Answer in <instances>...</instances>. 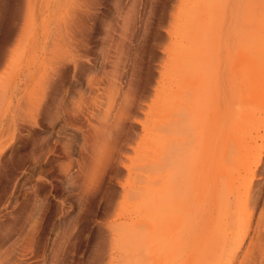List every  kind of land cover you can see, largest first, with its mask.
Masks as SVG:
<instances>
[{
    "label": "rangeland",
    "instance_id": "1",
    "mask_svg": "<svg viewBox=\"0 0 264 264\" xmlns=\"http://www.w3.org/2000/svg\"><path fill=\"white\" fill-rule=\"evenodd\" d=\"M219 144L264 264V0H0V264H213L173 218Z\"/></svg>",
    "mask_w": 264,
    "mask_h": 264
},
{
    "label": "bare ground",
    "instance_id": "2",
    "mask_svg": "<svg viewBox=\"0 0 264 264\" xmlns=\"http://www.w3.org/2000/svg\"><path fill=\"white\" fill-rule=\"evenodd\" d=\"M40 97H43V96L40 95ZM202 108H204L203 111L210 110V107L208 106H205V107L201 106L199 107L198 111H196V113L197 114L198 112L200 113ZM37 113L39 116V114H41V110H38ZM189 125H191V123ZM220 145L221 144H219V146L216 145L215 149H213L215 146L212 145L214 146L212 147L213 150L208 149L209 148L208 147L206 149L203 148V150L201 149V151H199L200 152V154L198 155L199 160L197 161L198 158H195L196 165H189L187 167L186 179L182 181L183 183H181V186L179 185V188L177 187L179 190L176 189L178 190V193L175 196L176 201L174 199L175 205L179 209V211L175 215V218H173V222L177 225L180 232L184 230V234H186L187 232L188 234H190V232L193 231V228H196V227L202 228V227H205L207 224H209L212 226L213 231L215 232L214 233L215 237L213 236L215 250L219 246V244L220 243L222 244L224 241L223 251L220 250L221 248L218 249L216 257L214 256V253H213V256L215 257L214 258L215 261L213 262V264L221 263V260L224 257H227L228 254H232V255L236 254L237 252L236 250L234 249L232 250L228 248L230 245L237 243L239 245L238 248L241 247L240 245H242L243 238L242 240L239 237L234 239V235L230 236V235H227V233L230 232V229H233L231 228L232 226H236L234 225V220H236L234 218L235 214L239 210L241 211V210L248 209V207L251 205L250 202L252 204H255L254 199H250L249 196L246 197L244 200H242V196L241 197L238 196L239 199L237 197L234 200L232 199V197H230L233 194L232 190L234 188V185H236V183L241 184L247 180L248 178L247 170H249V167H248L249 165L248 163L246 164L244 163L243 168H242L243 171H247V174L244 173L243 171L242 172L240 171L237 178H235L233 174L232 175L234 176V178H231L228 175L230 172H228L227 174V171H226L227 167L225 168V166L227 165V159H228V155H226L227 152H225V158L223 159H216V160L214 159L215 161H212V160L209 161L210 157L208 159L209 154H212V152L216 154L217 152L220 153L223 150L221 149L223 147ZM209 182H213L212 187H207ZM191 184L194 185L193 188ZM194 189L195 191L193 192ZM191 191L193 193H191ZM248 203H249V206H248ZM243 214H244V211H243ZM196 216L197 218H195ZM200 239L202 240V237ZM231 259L232 257L229 259L227 258L225 262L221 264H231L232 262Z\"/></svg>",
    "mask_w": 264,
    "mask_h": 264
}]
</instances>
